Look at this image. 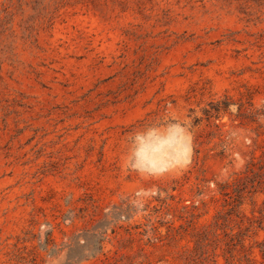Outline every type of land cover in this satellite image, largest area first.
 <instances>
[{"label":"rangeland","instance_id":"obj_1","mask_svg":"<svg viewBox=\"0 0 264 264\" xmlns=\"http://www.w3.org/2000/svg\"><path fill=\"white\" fill-rule=\"evenodd\" d=\"M225 95L261 115L217 120L213 137L195 117ZM263 113L264 0H0V264H187L190 238L149 239L194 178L170 216L160 187L221 138L232 157L209 159L205 178L227 180L264 147ZM241 210L264 227V195ZM262 242L258 225L250 261L236 247L230 262L264 264Z\"/></svg>","mask_w":264,"mask_h":264},{"label":"trees","instance_id":"obj_2","mask_svg":"<svg viewBox=\"0 0 264 264\" xmlns=\"http://www.w3.org/2000/svg\"><path fill=\"white\" fill-rule=\"evenodd\" d=\"M259 111L252 103V96L235 101L225 95L221 99L209 102L202 109V116L195 117L194 125L200 126L206 122L207 126L215 127L218 131L217 134H212L213 137H223L225 133L221 132V127L224 124L216 123L217 120L229 117L232 125L238 122L237 126L247 127L258 123L261 115ZM229 146V142L221 138V147H194L193 168L182 177L174 179L171 187H160V196L157 200L163 208H167L166 216H170L171 204L168 202L175 199L172 191L180 190L189 184L192 176L194 182L189 184V188L195 195L192 199L180 198L178 219L166 222V231L149 239L151 245L160 242L162 247H174L190 238L194 247L193 255L189 257L187 264H214L218 257L217 250L225 243L223 257L226 264H232L230 261L236 247H240L244 257L250 261L249 256L254 247L253 243L250 246L246 243L256 234L258 225L264 230L263 221L255 212L252 216H247L241 209L247 201H253L257 195H264V147H258L259 154H256V151L251 152L242 168L233 172L227 180L214 181L215 187L210 190L208 186L210 181L205 178L204 165L212 158L225 160L232 157L234 148ZM186 201L190 203L185 204ZM209 206L216 209L213 220L208 224H200V220L208 213ZM176 222H179L178 225H175ZM258 246L264 257V242ZM103 248L102 243L100 250ZM109 262L107 256L102 260V264Z\"/></svg>","mask_w":264,"mask_h":264}]
</instances>
